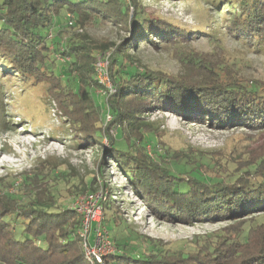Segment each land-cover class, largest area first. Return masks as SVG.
<instances>
[{
	"label": "trees",
	"instance_id": "16d2710c",
	"mask_svg": "<svg viewBox=\"0 0 264 264\" xmlns=\"http://www.w3.org/2000/svg\"><path fill=\"white\" fill-rule=\"evenodd\" d=\"M211 3L218 5L219 0ZM228 3V27L256 50L264 48V0ZM62 10L70 13L63 22L76 28L80 42L66 40L55 29V16L60 19ZM94 19H108L127 32L109 52L110 94L96 89L93 64L95 50L109 44L93 42L82 30ZM190 35V30L146 12L135 0H0V73L46 83L59 116L75 128L77 141L83 146L98 143L156 216L183 222L232 220L238 226L264 212L261 160H247L229 172L217 168V174L210 175L193 148L156 150L152 144L159 128L146 118L158 109L221 128L264 129V80L244 78L234 63L220 66L190 53L181 60L187 71L177 75L140 65L136 49L185 43ZM57 53L68 60H59ZM146 145L153 147L157 159ZM45 167L0 176V264H91L78 234L81 217L71 199L95 191L94 179L91 187L71 185L64 200L57 201L51 182L68 179ZM101 202L104 211H117ZM117 218L112 212L106 220L112 224L116 247L103 257L104 264H264V220L251 223L245 238H238L240 227L234 237L220 236L204 248L187 250L181 243L173 246L142 235Z\"/></svg>",
	"mask_w": 264,
	"mask_h": 264
},
{
	"label": "rangeland",
	"instance_id": "374dc122",
	"mask_svg": "<svg viewBox=\"0 0 264 264\" xmlns=\"http://www.w3.org/2000/svg\"><path fill=\"white\" fill-rule=\"evenodd\" d=\"M135 1L146 12L179 24L190 30L191 34V39L185 43L163 44L158 48L149 44L136 49L143 68L165 70L177 75L187 71L188 66L181 61L184 54L192 53L213 59L220 66L232 62L233 69L244 78L264 80V48L256 50L248 45V40L238 39L236 31L228 27V0H219L218 5L211 3L212 0ZM68 14V11L62 10L60 19L55 16V29H60L66 40L72 37L80 42L81 38L75 34L76 28L68 27L64 23ZM82 30L93 42L109 44L105 50H95L94 70L99 55L112 51L115 46L113 44H118L127 37L124 29L108 19H94ZM66 40L63 38L62 42ZM59 50L63 48L59 47ZM56 57L59 60H68L67 56L59 53ZM108 61L109 70V58ZM109 84L106 79L98 81L99 86L96 89L108 90ZM46 86L41 81L35 84L12 74L4 76L0 73V176H15L23 171L30 173L37 168L45 170V166H51L58 175L68 179L66 182H51L57 201L64 200L62 197L66 196V189L71 185L86 184L91 187L89 182L94 179L92 188L101 194L103 201L117 210L104 211L102 204L103 224L107 223L112 246L109 251L101 252L103 257L115 251L116 247L111 240L112 224L106 221L112 212L118 217L116 221L123 219L142 235L160 239L173 246L181 243L187 250L204 248L216 238H222L220 236L234 237L240 227L242 230L238 238H245L251 223L264 220V212L254 214L252 218L247 217L238 226L232 220L183 222L156 216L133 191L114 160L103 155L98 143L83 146L77 141L75 128L59 116L55 100L46 90ZM146 120L158 124V134L152 141L156 150L169 148L170 151L177 149L187 152L193 148L204 162L201 168L208 169L205 170L206 174H217V168L224 172L235 166L239 168L248 161L252 163L261 160V165H264V129L252 130L239 126L221 128L211 126L207 121H190L180 113L160 109L148 112ZM22 136H28V141L18 139ZM151 138L153 139L152 135ZM146 151L152 158L157 159L151 145H146ZM75 196L71 201L77 197ZM94 238L92 229L87 239L93 244Z\"/></svg>",
	"mask_w": 264,
	"mask_h": 264
},
{
	"label": "built area",
	"instance_id": "2783aa9c",
	"mask_svg": "<svg viewBox=\"0 0 264 264\" xmlns=\"http://www.w3.org/2000/svg\"><path fill=\"white\" fill-rule=\"evenodd\" d=\"M68 24H72L71 19H69ZM108 56L109 51L99 55L98 61L95 64V72L99 82H102L104 79H106V81L110 83L108 90L102 91L100 89L99 92H107L110 94L114 92V87L109 80ZM107 118L109 117L107 116ZM101 201V194H99L98 191L87 190L86 192L78 195L71 203V207L81 217V224L78 234L82 239V246L85 250L86 258L91 263L95 264H104V261H102L103 256L101 255V252L104 253L105 251H109L110 247H112L111 242L109 241V232L103 224L104 213H102ZM92 229L95 235L93 244H91L89 239H87L88 234ZM113 252L115 251H112L111 253Z\"/></svg>",
	"mask_w": 264,
	"mask_h": 264
},
{
	"label": "bare ground",
	"instance_id": "6f19581e",
	"mask_svg": "<svg viewBox=\"0 0 264 264\" xmlns=\"http://www.w3.org/2000/svg\"><path fill=\"white\" fill-rule=\"evenodd\" d=\"M24 135H26V134H24ZM18 139H22V140L26 139L28 141V136H22V137H19Z\"/></svg>",
	"mask_w": 264,
	"mask_h": 264
}]
</instances>
